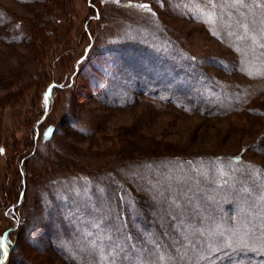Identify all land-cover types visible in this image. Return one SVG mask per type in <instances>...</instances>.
<instances>
[{"label": "rangeland", "instance_id": "374dc122", "mask_svg": "<svg viewBox=\"0 0 264 264\" xmlns=\"http://www.w3.org/2000/svg\"><path fill=\"white\" fill-rule=\"evenodd\" d=\"M261 45L264 0H0L6 264H264Z\"/></svg>", "mask_w": 264, "mask_h": 264}, {"label": "trees", "instance_id": "16d2710c", "mask_svg": "<svg viewBox=\"0 0 264 264\" xmlns=\"http://www.w3.org/2000/svg\"><path fill=\"white\" fill-rule=\"evenodd\" d=\"M92 5V4H91ZM92 8L95 9L96 11V14L98 13L97 12V8L95 6L92 5ZM93 40V39H91ZM137 43H130L129 44V47L130 49L132 50H137V47H136ZM142 45H145L146 47H142V51L146 50L148 51V44H142ZM86 53V52H85ZM84 53V54H85ZM145 54V53H144ZM153 55H155L156 57L153 58V59H150V60H154V59H159L157 58L158 55H164V52H160L158 55H157V51L154 52V53H151ZM87 53L84 55L86 57ZM172 55L166 57L164 56L163 58L164 59H168V58H171ZM60 82L59 80L56 82L55 80H51L49 81L48 83H46V85L43 87L42 91H41V100H42V110H41V115H40V119H44L42 118L44 113H45V107H49L50 108V105H51V100L53 98V95H54V91L56 90V87L60 84L58 83ZM53 83H55V85H52ZM58 83V84H57ZM50 86H53L51 87V90H50ZM48 94L47 95V100H45V94ZM42 121L41 122H38V124L36 125V129L37 131L34 132V139L37 140L39 138V136L41 137V139L43 141H48L51 139L52 137V134L56 131V127L55 126H50V127H42L41 125ZM51 130V131H49ZM45 133H47V135H45ZM29 153V152H28ZM27 153V155H28ZM30 154V153H29ZM26 156H24L21 160L23 162V160L25 159ZM109 185H112V184H109ZM112 188V187H111ZM4 231H7V233L11 234V232L13 231V229H10L9 228H4L3 231H1L0 235L4 232ZM10 238V237H9ZM10 240V239H9ZM12 242V246L8 252V254L6 256H3V257H0V260L3 261V264H6L9 260V257H10V253H11V250L13 249L15 243H16V240H14V238L12 240H10ZM65 261L67 262V264H85V261L83 260H80V259H76L75 257H73L71 254H65ZM88 264H91V263H88Z\"/></svg>", "mask_w": 264, "mask_h": 264}, {"label": "snow or ice", "instance_id": "6c2138e0", "mask_svg": "<svg viewBox=\"0 0 264 264\" xmlns=\"http://www.w3.org/2000/svg\"><path fill=\"white\" fill-rule=\"evenodd\" d=\"M238 2H242V0H238ZM139 7L142 8H148L149 6L147 4H141L139 5ZM246 27V26H245ZM262 47H264V45H261ZM50 86V90H51ZM47 93L45 94V100H47ZM51 131V130H49ZM45 135H47V133H45ZM3 149H0V152H2ZM9 233L5 232L3 235H0V257L6 256L12 246V242L9 240ZM0 264H3V261L0 260Z\"/></svg>", "mask_w": 264, "mask_h": 264}]
</instances>
